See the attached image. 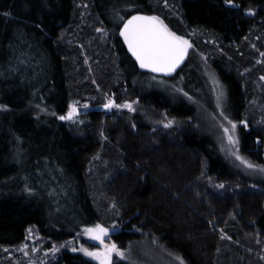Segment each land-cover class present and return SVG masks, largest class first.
Wrapping results in <instances>:
<instances>
[{
  "label": "trees",
  "instance_id": "trees-1",
  "mask_svg": "<svg viewBox=\"0 0 264 264\" xmlns=\"http://www.w3.org/2000/svg\"><path fill=\"white\" fill-rule=\"evenodd\" d=\"M76 1L0 0V105L7 106L0 108V264L3 249L20 244L28 228L59 242L102 217L120 226L112 240L122 249L148 240L183 264H264V183L234 170L198 129L197 102L144 87L146 74L116 35L127 16L141 13L161 16L177 35L198 32L201 47L217 43L221 53L209 65L227 88L232 118L245 115L254 126L240 129L239 152L264 166V123L256 120L262 107L247 105L264 68L244 72L246 39L258 33L255 50L264 48V0H234L236 8L223 0H170L178 12L170 18L151 0H85L79 18ZM80 92L140 107L94 112L72 130L59 117ZM161 113L176 123L163 127ZM53 167L76 195L73 207L68 203L73 232L51 217L53 202L40 187L60 175ZM51 264L96 263L65 251Z\"/></svg>",
  "mask_w": 264,
  "mask_h": 264
},
{
  "label": "rangeland",
  "instance_id": "rangeland-1",
  "mask_svg": "<svg viewBox=\"0 0 264 264\" xmlns=\"http://www.w3.org/2000/svg\"><path fill=\"white\" fill-rule=\"evenodd\" d=\"M171 1L151 0V2H155V4L159 2L160 8L163 10L161 11V15L163 14L166 18L178 17V12L176 11L177 7ZM85 7V0L76 1V9H78L80 13L79 18L83 13L81 12V10ZM118 22L119 21L116 19L114 24L117 25ZM103 32L104 33L102 35L104 36V38H108V32ZM117 33L118 28L116 30V35ZM198 36H201L200 34H198V32L196 33V31L188 30L186 32V37H184L191 43V51L188 61L189 65L184 73L170 79L155 78L149 75H145L143 76L144 78L141 79V84L148 89L156 88V90L165 92L173 97L179 96L181 99H185L186 101L197 102L196 104H194L196 105L195 120L198 122V129L202 132H205L206 134L211 135L214 138V140L219 145L221 152L224 154L234 170L251 181L264 183V171H262L259 167L249 168L247 164L244 163V161H248L249 163L257 166L263 165H258L251 162L250 158L245 157L239 152L241 142L239 132L240 129L243 128L245 131H249L254 126L251 125L250 120L245 117V115L241 121H236V119L232 118L231 112L228 109L230 104L227 94V88L218 77L217 71L215 70L213 65H209L210 59L214 60V58L218 56V53H221V50L218 48V44H215L213 40L209 41L213 44L211 48H204L203 46H199L200 43H194L198 42ZM260 38L261 35L255 33L252 38L246 39L245 41V47L248 51H250L248 52L250 56H247L245 59L250 58L248 61L250 65L247 69H244V72H251L257 66H261L262 68H264V48L259 47L257 50H255V45L258 44ZM203 39L204 41H206L204 36ZM67 42H71V40H67ZM261 46L263 45L261 44ZM241 54L243 55V53ZM83 56L85 62L87 61L88 63L89 60L88 58L86 59L85 53ZM230 57L232 56L229 55L228 58ZM229 60H231V58ZM257 78L259 82L261 81V84L258 85L255 81L256 79L254 80L255 82L253 83V85H251V98L247 102V105L255 104L259 107H262L261 110L263 111L264 73H258ZM187 91H190L192 94L188 93L187 95H185ZM77 94L78 93H72V96L70 95L68 107L64 114L67 115L69 106L75 103V106L78 109L75 118L73 120L60 119L61 122H63L66 126L68 125V127L72 130H80L85 125L89 114H92L94 112H101L107 115L114 114L116 111H127L129 113H134L137 111V108L140 107L138 102L136 101H126L127 103L132 104V107L133 109H135V111H132L128 108H116L115 106L104 108V105L108 103L110 99L114 101L115 99L109 97L102 102L94 99L93 96H96L94 95L95 93L91 94V92H87L86 94H84L80 92V96ZM204 96L206 97V100H204ZM261 110L258 112L259 116H256V120L258 122L264 123V111L261 112ZM143 111L145 112L147 110L144 108ZM148 113L150 116L154 115V112L150 111V109ZM225 117H227L228 119L226 120ZM169 120L173 121L170 126H173L174 123H176V121L172 120L167 113H161L157 121L160 125L166 127L165 125ZM229 120L235 122L236 124V129L232 133L233 139L236 141L235 143L229 142L227 135H225L224 133L225 127H228L231 130V125L228 122ZM77 134L80 135V133ZM95 168L96 167H94V169ZM53 169H55L56 172H58L60 175H48L47 181L41 182L40 187L43 190V187L46 186V188L44 189V192L46 193L45 195L53 202L51 217L58 222V224L65 230V232H73V229L67 228V221L69 220L71 213L70 206L73 207V199L76 198V195L73 192L72 188L69 187V185L67 186V178L64 176V173L59 172L57 168L53 167ZM55 170H53L50 174H53ZM95 174L91 175L94 179H96L97 177V175ZM90 195L94 198L96 208L99 211V208H101L100 197L94 193ZM68 203H70V206H68ZM102 218L103 219L101 221L95 222L88 227L100 224L104 228L108 229V233L104 237L103 243L98 240H94L90 236L86 235L85 229L88 227L84 226L80 227L78 232L74 231L76 234L72 239H66L59 242L42 237L41 234L34 228H28L25 233V238L20 244L3 249L4 258L1 261L3 264H51L59 259V256L62 252L69 251L71 253H78L86 259L91 260L96 264H100L99 260L95 259L94 257L85 255V253L83 251H80V249L81 246H83L84 248H87L89 250H102L104 249L105 245L112 244H115L117 248H119V246L112 240V235L120 232V226H118L114 222L109 221V218ZM74 220L77 221L75 218ZM73 249H76V251H73ZM119 249L124 253V255L120 256L116 252H113L110 264H118L120 262H123V264H183L179 260V258H172L170 255H168L167 252L163 251L161 247H156L155 244H152L148 240H143L137 244L129 245L128 247H126V249Z\"/></svg>",
  "mask_w": 264,
  "mask_h": 264
},
{
  "label": "snow or ice",
  "instance_id": "snow-or-ice-1",
  "mask_svg": "<svg viewBox=\"0 0 264 264\" xmlns=\"http://www.w3.org/2000/svg\"><path fill=\"white\" fill-rule=\"evenodd\" d=\"M223 2L234 8L239 7L234 3V0H223ZM247 11L251 14L253 10L247 9ZM120 36L123 37L128 50L131 52L132 56L135 57L140 68L149 69L155 73H173L184 61L188 49L191 47L187 39L177 35L159 16L155 15L148 16L137 13L131 16L124 23L123 28L120 29ZM185 95H187V93H185ZM112 106L117 108H128L135 111L131 103L125 102L124 104H115V101L111 99L104 105V108H110ZM2 107L7 106L0 105V108ZM77 112L78 109L75 103H73L69 106L67 115L60 116L59 118L61 120H73ZM225 119L227 120L228 118L225 117ZM228 122L231 125V130L225 127L224 133L227 135L229 142L235 143L236 141L233 139L232 133L236 129V124L230 120ZM172 123L173 121L169 120L165 126L168 127ZM244 163H246L249 168L259 167L264 171V166L253 165L248 161H244ZM220 187H223V185L221 184ZM107 233L108 229L100 224L85 229L86 235L101 243L104 242V237ZM73 251H76V249H73ZM80 251H83L87 256L99 260L100 264H110L113 252H116L120 256L124 255L115 244L105 245L102 250H89L81 246Z\"/></svg>",
  "mask_w": 264,
  "mask_h": 264
},
{
  "label": "water",
  "instance_id": "water-1",
  "mask_svg": "<svg viewBox=\"0 0 264 264\" xmlns=\"http://www.w3.org/2000/svg\"><path fill=\"white\" fill-rule=\"evenodd\" d=\"M137 13H132L130 14L129 16H127L121 23V25L119 26L118 28V38L120 39L125 51H126V54L131 58V60L133 61V63L135 64L136 66V69L139 73L141 74H146V75H150V76H153V77H156V78H166V79H170V78H173L175 75H177L181 69L185 66V64L187 63V60L189 58V54H190V51H191V47L188 49V53L184 59V61L177 67V69L173 72V73H170V74H165V73H155V72H152L151 70L149 69H142L140 68L139 66V63L135 60V57L132 56L131 52L128 50V47H127V44L124 42V39L122 36H120V29L123 28V25L124 23L133 15H136ZM141 14V13H139ZM141 15H148V16H152L153 14H141ZM156 16V15H155ZM161 19V18H160ZM165 23V22H164ZM190 43V42H189ZM191 44V43H190Z\"/></svg>",
  "mask_w": 264,
  "mask_h": 264
}]
</instances>
